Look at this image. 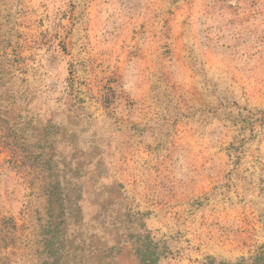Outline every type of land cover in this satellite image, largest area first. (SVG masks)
Returning a JSON list of instances; mask_svg holds the SVG:
<instances>
[{
  "label": "rangeland",
  "instance_id": "374dc122",
  "mask_svg": "<svg viewBox=\"0 0 264 264\" xmlns=\"http://www.w3.org/2000/svg\"><path fill=\"white\" fill-rule=\"evenodd\" d=\"M262 246L264 0H0V264Z\"/></svg>",
  "mask_w": 264,
  "mask_h": 264
},
{
  "label": "trees",
  "instance_id": "16d2710c",
  "mask_svg": "<svg viewBox=\"0 0 264 264\" xmlns=\"http://www.w3.org/2000/svg\"><path fill=\"white\" fill-rule=\"evenodd\" d=\"M220 264H264V246H262L258 253L249 258H241L237 262H221Z\"/></svg>",
  "mask_w": 264,
  "mask_h": 264
}]
</instances>
